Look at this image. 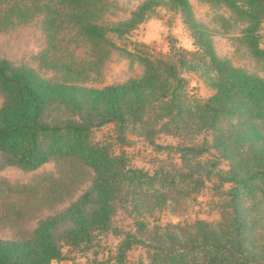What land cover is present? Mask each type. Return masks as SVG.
<instances>
[{
	"label": "trees",
	"instance_id": "trees-1",
	"mask_svg": "<svg viewBox=\"0 0 264 264\" xmlns=\"http://www.w3.org/2000/svg\"><path fill=\"white\" fill-rule=\"evenodd\" d=\"M41 1L0 0V12L5 7L3 14L13 12L25 18L33 9L44 10L53 39L66 23L78 36L98 44L110 31L118 36L128 33L159 5L158 0H147L128 22L109 27L96 18L98 0ZM204 1L225 2L246 15L252 33L264 19V0ZM163 3L170 10H180L184 21L194 26L189 0ZM194 31L199 49L186 51L178 61L181 68L199 72L214 89L205 100L187 95L185 78L171 55L164 59L140 54L146 67L144 75L103 87L52 81L33 68L0 58V92L4 96L0 153L6 164L33 170L51 159H60L95 172L90 189L66 209L40 219L28 236L0 238V264H51L66 259L65 246L85 250L95 233H116L112 223L120 207H131L139 216H148L158 209H172L180 197L198 191L205 179L192 169L161 168L150 173L130 165L124 153H114L109 144L92 137L94 130L113 122L122 133L121 140L126 139V130L140 127L149 143L161 148L152 135L157 129L155 123L165 119L187 134L204 130L210 135L202 144L175 148L184 164L191 159L201 163L198 157L210 148L229 161L230 167L224 170L218 166L220 159L213 158L204 175L217 176L219 185L215 188L222 183L233 184L228 193L236 204L234 215L218 222L198 219L185 225L158 226L152 241L126 232L114 264H124L134 244L148 251V262L141 264H264V224L258 230V222L263 219L264 223V132L256 124V120L264 121V78L221 59L209 39L196 28ZM251 35L253 52L264 58V48L257 36ZM29 188L0 183V222H18L25 206L22 203L19 207L17 200L27 198ZM14 195L9 208H4ZM43 198L49 199L47 192ZM240 201H248L247 216L242 215ZM148 224L145 218L135 220L137 231L147 230Z\"/></svg>",
	"mask_w": 264,
	"mask_h": 264
},
{
	"label": "rangeland",
	"instance_id": "rangeland-1",
	"mask_svg": "<svg viewBox=\"0 0 264 264\" xmlns=\"http://www.w3.org/2000/svg\"><path fill=\"white\" fill-rule=\"evenodd\" d=\"M46 0H42L44 3ZM147 0H98L96 18L109 27H116L128 22L135 11ZM151 16L138 24L123 36L110 31L106 40L98 44L86 41L76 34V29L61 24L56 38L50 37L47 16L44 10L33 9L25 18H19L13 12L5 15V7L0 12V58L8 59L16 66L33 68L41 76L52 81L78 83L89 87H103L110 84L123 83L132 78H139L145 73V64L140 54L153 58L172 56L180 67V74L185 78V91L191 99L205 100L214 93V89L201 77L199 72L187 70L180 66L178 58L186 51L199 49L194 30L202 32L211 42L217 55L231 65L250 74L264 78V58L255 55L251 48L253 35L258 44L264 48V19L252 33L251 21L246 16L230 7L225 2L189 0L192 7L194 26L184 21L180 10H170L158 0ZM113 43L115 45H113ZM193 58L192 55H187ZM61 64H65L64 66ZM70 68V69H69ZM4 96L0 92V107ZM63 120L66 116L61 117ZM258 127L264 132V121L256 120ZM156 131L152 139L155 148L147 139L140 127L124 132L125 140H121V132L111 122L94 130L92 137L96 141L110 145L114 153H124L127 162L154 173L159 169L189 171L201 174L205 184L186 197H180L172 209H158L148 216H139L131 207H120L114 216L112 230L95 233L91 245L85 250L64 247L67 258L63 264H114L119 245L126 232L137 234L143 239L152 241L158 226L167 224L193 223L198 219L210 222L230 220L234 215L235 203L228 193L232 183H222L216 175L205 177L209 161L218 157L215 149L203 153L199 160L193 159L184 164L175 149L179 145L202 144L210 140L204 131L196 133L177 130L168 119L155 123ZM219 158V157H218ZM219 168L230 167L228 160L219 158ZM95 179L93 169L80 163L51 159L40 167L28 170L17 165L6 164L0 153V183L13 186L30 187L31 194L17 200L18 206H25V212L16 223L0 222V238L13 239L28 236L38 221L66 209L86 190L90 189ZM48 193L49 199L43 195ZM16 196L7 199V206ZM19 199V198H18ZM1 201V199H0ZM248 201H240L242 215L247 216ZM23 203V205H22ZM2 209V208H1ZM145 218L149 222L147 230L137 231L136 219ZM263 219L258 222V230L263 228ZM249 233L250 230H249ZM148 262L147 249L138 244L127 251L124 264H141ZM59 264V263H53Z\"/></svg>",
	"mask_w": 264,
	"mask_h": 264
},
{
	"label": "crops",
	"instance_id": "crops-1",
	"mask_svg": "<svg viewBox=\"0 0 264 264\" xmlns=\"http://www.w3.org/2000/svg\"><path fill=\"white\" fill-rule=\"evenodd\" d=\"M63 261H64V259H62V260H55L51 264H53V263L63 264Z\"/></svg>",
	"mask_w": 264,
	"mask_h": 264
}]
</instances>
